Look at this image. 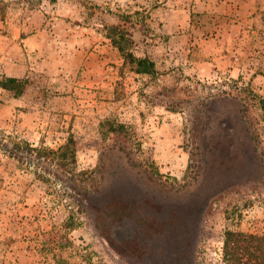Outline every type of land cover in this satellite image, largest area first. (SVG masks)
Listing matches in <instances>:
<instances>
[{"label": "rangeland", "instance_id": "374dc122", "mask_svg": "<svg viewBox=\"0 0 264 264\" xmlns=\"http://www.w3.org/2000/svg\"><path fill=\"white\" fill-rule=\"evenodd\" d=\"M113 25L152 73L126 61ZM10 77L0 264H220L227 230L264 233V0H0V81ZM119 123L126 132L111 131ZM71 136L72 172L46 156ZM65 180L106 201L150 198L158 206L139 215L167 228L141 257L125 253L144 227L118 222L112 245Z\"/></svg>", "mask_w": 264, "mask_h": 264}, {"label": "trees", "instance_id": "16d2710c", "mask_svg": "<svg viewBox=\"0 0 264 264\" xmlns=\"http://www.w3.org/2000/svg\"><path fill=\"white\" fill-rule=\"evenodd\" d=\"M118 28H120L118 25H113L111 27L112 31L110 37L119 47L120 51L124 53L126 61L131 63L133 69L138 73H152L155 68V63L147 56L137 57L133 52L127 51L122 40L116 38L114 35V32H117ZM18 81V78L10 77L7 82L0 81V85L15 89ZM262 103H264V99ZM262 107L264 109V104ZM111 131L118 134L126 132V125L124 123L112 125ZM24 148L28 149L31 153L37 152L38 156H40L39 158L45 155L44 149L33 147L29 143H27ZM50 154H53V159L60 168H68L72 172L73 169L69 165L77 162L76 140L71 136L66 144L59 149H50L49 154L46 156ZM20 159L24 158L20 156ZM39 175L41 176V174ZM60 189H63L65 191L64 193L71 194L73 197L80 196V202L88 203L93 210L97 212L96 218L99 228L102 229V233L107 240L116 247L117 244L114 241L113 235L115 226L118 222L137 220V222L144 227L145 233L142 234L140 238H125L121 244L118 245L125 253L140 255L141 257V255L146 253V249L144 248L145 245L148 249V243H151L153 239L161 235L167 228L164 224L165 222L159 221L158 217L155 215L142 217L139 215L138 205L142 206V204L145 203L148 205V208L158 206L150 198L144 199L141 204H133L129 199L122 197L116 192H112V196L106 201L101 198L92 197L87 188L76 183L72 184L70 180H65V183L62 184ZM146 211H148V209ZM101 218H103L102 224ZM70 227H73V224H70L69 228ZM141 238L143 242L140 240ZM150 245L154 244L151 243ZM201 264H204V261L201 260ZM220 264H264V233L248 232L244 230H227L223 239V255Z\"/></svg>", "mask_w": 264, "mask_h": 264}]
</instances>
